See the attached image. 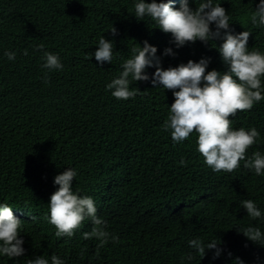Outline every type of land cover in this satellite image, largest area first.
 Wrapping results in <instances>:
<instances>
[{
    "label": "trees",
    "instance_id": "obj_1",
    "mask_svg": "<svg viewBox=\"0 0 264 264\" xmlns=\"http://www.w3.org/2000/svg\"><path fill=\"white\" fill-rule=\"evenodd\" d=\"M221 4L234 20L232 27L252 31L249 50L264 52V31L249 22L251 0ZM133 7L134 0H0V201L28 217L20 233L24 255L0 257V264H25L26 257L42 252L57 254L66 264H209L210 254L199 260L189 249L187 241L197 236L219 237L245 264L264 258V247L236 231L249 223L264 230V219L250 220L240 206L239 191L249 180V198L256 203L264 198L256 174L243 161L232 172L212 171L196 150L195 132L173 143L163 128L174 99L171 90L138 80L130 83L140 90L134 97L117 99L105 89L128 50L149 34L130 14L122 15ZM100 35L114 39L112 63L83 58ZM169 40L170 35L168 45ZM40 43L64 65L48 74L47 83L42 51L34 50ZM5 49L16 51L14 61L3 55ZM174 51L161 57L162 67L207 56L208 68L225 70L216 49L199 40ZM229 119L234 127L260 132L246 158L256 150L264 153V100ZM67 167L77 170L73 188L94 199L118 240L97 248L95 238L82 236L91 230L90 221L70 239L54 235L47 202L57 186L48 177L51 170L57 174ZM212 264H231V258L222 254Z\"/></svg>",
    "mask_w": 264,
    "mask_h": 264
},
{
    "label": "clouds",
    "instance_id": "obj_2",
    "mask_svg": "<svg viewBox=\"0 0 264 264\" xmlns=\"http://www.w3.org/2000/svg\"><path fill=\"white\" fill-rule=\"evenodd\" d=\"M126 13L132 20L141 22L140 26L149 34L128 50L127 58L121 60V71L105 84V89L117 99L134 97L140 90L130 88V83L138 80L148 81L153 88L171 90L174 99L168 105L163 128L170 131L173 143H180L195 132L196 150L212 171L232 172L243 161V167L252 170L256 174L254 178L264 187V153L256 150L246 158V150L258 142L260 132L256 127H234L233 120L229 119L237 110H250L255 103L264 100V52L249 50L248 39L252 31L232 27L230 23L234 20L221 0H134L132 11L127 8L122 15ZM249 22L264 31V0H251ZM108 30L115 37L117 29L111 25ZM197 40L216 49L225 70L208 68L211 58L207 56L162 67V56H174V49ZM95 45L94 51L85 52L83 58L89 61V57H94L97 64L112 63L114 39L100 35ZM157 47L161 49L159 55ZM34 50L42 51V79L47 83L48 74L62 70L64 65L58 54L45 50L43 43L35 45ZM22 54L28 55V50L23 49ZM3 55L14 61L16 51L5 49ZM149 68L153 69L151 73L147 71ZM180 163H184L183 159ZM76 176L77 170L67 167L57 174L55 169L51 170L48 177V180L53 177L52 183L57 186L47 202V220L55 227L54 235L70 239L74 230L90 221L92 227L82 233L84 239L95 238L97 248L109 240L115 242L118 237L107 230V222L98 215L94 199L73 188ZM249 194L250 180L239 191L240 206L250 220L264 219V212L259 208L264 207V198L256 203ZM12 208L10 203L0 201V257L8 259L25 253L20 233L24 232L22 220L28 218L24 212L12 211ZM236 231L247 241L264 247V230L255 224L236 227ZM187 244L190 250L199 254V260L210 254L209 264L222 254L231 258V264H245L217 236L207 239L197 236L189 239ZM186 259H192L191 252ZM25 264H66V261L57 254L42 252L26 257ZM249 264H264V258L258 256Z\"/></svg>",
    "mask_w": 264,
    "mask_h": 264
}]
</instances>
